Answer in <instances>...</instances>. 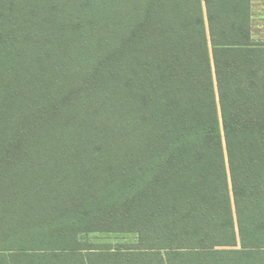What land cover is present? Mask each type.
Wrapping results in <instances>:
<instances>
[{
    "label": "trees",
    "instance_id": "trees-1",
    "mask_svg": "<svg viewBox=\"0 0 264 264\" xmlns=\"http://www.w3.org/2000/svg\"><path fill=\"white\" fill-rule=\"evenodd\" d=\"M0 264H264L250 0H0Z\"/></svg>",
    "mask_w": 264,
    "mask_h": 264
},
{
    "label": "rangeland",
    "instance_id": "rangeland-1",
    "mask_svg": "<svg viewBox=\"0 0 264 264\" xmlns=\"http://www.w3.org/2000/svg\"><path fill=\"white\" fill-rule=\"evenodd\" d=\"M227 173L229 174V170L227 168ZM229 180V178H228ZM229 189H231L229 185ZM232 197V195H231ZM232 214L233 219L235 218V210L232 204ZM79 240L83 242L85 248L89 245L91 248L101 249V248H110L116 249L120 248V245L123 244H135L138 241V236L135 233H85L80 234Z\"/></svg>",
    "mask_w": 264,
    "mask_h": 264
},
{
    "label": "crops",
    "instance_id": "crops-1",
    "mask_svg": "<svg viewBox=\"0 0 264 264\" xmlns=\"http://www.w3.org/2000/svg\"><path fill=\"white\" fill-rule=\"evenodd\" d=\"M250 37L253 43L264 44V0H250Z\"/></svg>",
    "mask_w": 264,
    "mask_h": 264
}]
</instances>
